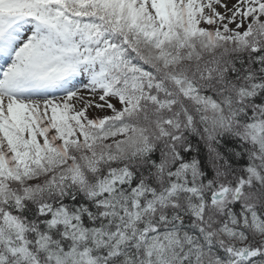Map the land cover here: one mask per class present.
I'll list each match as a JSON object with an SVG mask.
<instances>
[{"label": "snow or ice", "instance_id": "6c2138e0", "mask_svg": "<svg viewBox=\"0 0 264 264\" xmlns=\"http://www.w3.org/2000/svg\"><path fill=\"white\" fill-rule=\"evenodd\" d=\"M0 264H264V0H0Z\"/></svg>", "mask_w": 264, "mask_h": 264}, {"label": "trees", "instance_id": "16d2710c", "mask_svg": "<svg viewBox=\"0 0 264 264\" xmlns=\"http://www.w3.org/2000/svg\"><path fill=\"white\" fill-rule=\"evenodd\" d=\"M203 147V146H202Z\"/></svg>", "mask_w": 264, "mask_h": 264}]
</instances>
